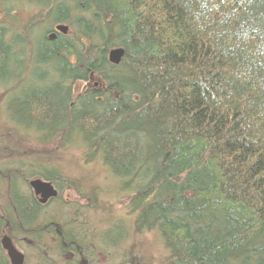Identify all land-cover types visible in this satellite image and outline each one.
<instances>
[{
    "label": "trees",
    "instance_id": "trees-1",
    "mask_svg": "<svg viewBox=\"0 0 264 264\" xmlns=\"http://www.w3.org/2000/svg\"><path fill=\"white\" fill-rule=\"evenodd\" d=\"M19 1L53 24L36 34L32 20L25 36L0 25V85L17 82L20 53L33 48L35 82L10 92L9 120L100 160L128 194L137 230L160 233L162 264H264V0H0L3 23ZM60 24L69 31L53 36ZM117 47L125 53L114 64ZM93 77L97 87L76 91ZM7 168L0 226L30 239L70 226L56 245L82 249V223L39 222L45 205L14 186L34 174L58 185V172ZM120 230L103 243L121 242Z\"/></svg>",
    "mask_w": 264,
    "mask_h": 264
},
{
    "label": "rangeland",
    "instance_id": "rangeland-1",
    "mask_svg": "<svg viewBox=\"0 0 264 264\" xmlns=\"http://www.w3.org/2000/svg\"><path fill=\"white\" fill-rule=\"evenodd\" d=\"M13 4L16 5L14 17L3 23L4 11L3 4L0 2V25L3 24L12 29L13 36L15 34L27 35L28 28L31 29L28 23L32 20L35 23L41 22L39 26L35 25L36 34H41L44 28L52 27L53 22L45 18V11L41 18L38 16L41 10L37 5L24 1ZM75 36L72 31L70 40H73ZM21 48L23 46H19L18 51ZM32 53V45L27 43L24 52L20 53L22 65H15L16 75L13 78H18L17 82L11 81L12 77H10L7 80L8 83L0 85V211L6 208L8 198H10L9 183L13 172L7 168L10 163L18 167L21 165L28 174L31 170L43 174L46 171L55 170L58 174L53 181H58V176L61 178L59 181L61 183L58 185L35 174L30 177L20 176L14 185L22 195L33 194L39 200L42 195L36 194L30 184L32 180L42 179L51 182L58 191L54 199L50 198V201L44 203L46 205L41 213L45 216L37 214L39 222L44 219V224H48V221L52 222L57 219L58 222L62 220L60 223L63 224L82 223L83 226H76L81 229L78 234H80V242L84 245L82 249L87 250L84 255L87 263L162 264L168 252L160 233L156 230H137L135 226L137 214L130 209L128 194L119 192L118 181L100 160L87 161L84 149L78 142L70 146H63L60 138L45 142L47 139L42 140L40 135L31 130L26 131L19 128L9 120L7 103L10 92L13 93L15 89L16 92L21 89L24 91L32 85V82H35L29 71L33 64ZM97 83L98 79L94 77L88 81H78L75 89L83 92L94 86L97 87ZM11 159L13 162H10ZM4 171L6 175H3ZM115 224L123 229L119 231V234L125 238L114 246L104 244L102 239L104 233ZM60 227L63 232L66 230L67 233H73V230H69L70 226ZM73 227L75 232V226H71V229ZM97 240L101 241V246L95 245ZM45 242L48 244L36 248L30 247L25 242H19L26 249L27 264H38V261L47 264H74L76 262L73 257H70L69 252H62L53 243L52 235L49 237L47 235Z\"/></svg>",
    "mask_w": 264,
    "mask_h": 264
},
{
    "label": "flooded vegetation",
    "instance_id": "flooded-vegetation-1",
    "mask_svg": "<svg viewBox=\"0 0 264 264\" xmlns=\"http://www.w3.org/2000/svg\"><path fill=\"white\" fill-rule=\"evenodd\" d=\"M57 26L56 25L54 28H53V31L55 32V35L57 33H60V31H57ZM53 32V33H54ZM38 198V197H37ZM54 199V198H53ZM50 201V200H49ZM46 205V204H44ZM45 231L47 232V235L48 237L50 236V227L49 226H46L45 227ZM62 231H60L59 229L57 230L56 233H53L51 234L52 237H53V243L56 245V244H59V234H61ZM58 234V235H57ZM45 233H44V237H42L41 239H30L29 237H17V232H16V226H8V225H5V226H0V264H14L11 257L9 256V252L6 248H4L3 246V238L5 236H8L11 241H12V244L14 245V247L24 255V262L23 264H27V253H26V249L24 247H22L20 245L19 242H25L26 244H28L30 247H38V246H42L43 244H48L47 242H45V238L47 236ZM62 252H64L63 249H61ZM70 257H73V259L76 260L75 264H90V263H87L86 262V259L83 254V250L81 248H79L77 250V252H71L70 253ZM84 259V260H83ZM38 264H47V263H44V262H39L38 261Z\"/></svg>",
    "mask_w": 264,
    "mask_h": 264
},
{
    "label": "water",
    "instance_id": "water-1",
    "mask_svg": "<svg viewBox=\"0 0 264 264\" xmlns=\"http://www.w3.org/2000/svg\"><path fill=\"white\" fill-rule=\"evenodd\" d=\"M56 29L57 31L67 33L69 30V26L65 24H60L57 26ZM52 35L55 36L54 33ZM124 53L125 49L123 47L111 49L109 52L110 61L114 64L120 63ZM30 184L37 195H42L40 201L43 204L46 203L50 198L56 197L58 195V191L55 189L51 182L44 181L42 179H35L32 180ZM3 246L8 250L9 256L11 257L14 264H23L24 255L14 247L11 239L8 236H5L3 238Z\"/></svg>",
    "mask_w": 264,
    "mask_h": 264
}]
</instances>
